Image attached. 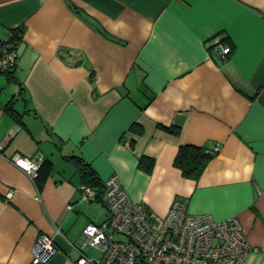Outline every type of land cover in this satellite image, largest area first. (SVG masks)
Wrapping results in <instances>:
<instances>
[{
	"label": "crops",
	"instance_id": "obj_1",
	"mask_svg": "<svg viewBox=\"0 0 264 264\" xmlns=\"http://www.w3.org/2000/svg\"><path fill=\"white\" fill-rule=\"evenodd\" d=\"M18 27L16 78L0 74V264L98 255L83 229L109 213L103 192L82 200L70 155L158 215L180 199L237 216L244 264H264V0H0V40ZM186 144L220 147L197 179L174 165ZM13 155L51 169L38 183ZM40 235L57 248L45 263Z\"/></svg>",
	"mask_w": 264,
	"mask_h": 264
},
{
	"label": "built area",
	"instance_id": "obj_2",
	"mask_svg": "<svg viewBox=\"0 0 264 264\" xmlns=\"http://www.w3.org/2000/svg\"><path fill=\"white\" fill-rule=\"evenodd\" d=\"M19 43L0 42V72L17 66ZM229 52V46L220 44V54ZM219 149L207 151L216 154ZM10 159L31 178L37 176L43 161L42 155ZM81 193L82 200H97V190L90 185H81ZM103 199L108 218L89 222L83 229L84 244L96 248L98 255L90 257L78 250L77 264H244L253 250L237 216L216 220L210 214L189 213L180 199L173 201L165 215H158L132 201L117 174L103 182ZM56 252L47 235H40L32 249L39 263L49 261Z\"/></svg>",
	"mask_w": 264,
	"mask_h": 264
},
{
	"label": "trees",
	"instance_id": "obj_3",
	"mask_svg": "<svg viewBox=\"0 0 264 264\" xmlns=\"http://www.w3.org/2000/svg\"><path fill=\"white\" fill-rule=\"evenodd\" d=\"M21 40L22 29L18 27L12 29L10 36L6 40H0V42L14 44V42H21ZM16 69L17 66L8 71L0 72V74H6L8 79L15 80ZM5 109L13 114V110L10 106H6ZM212 155L213 154L209 153L206 148L200 146L191 144L181 145L174 159V165L181 170L183 176L197 179L204 171L208 161L212 158ZM66 157L79 163V170L83 179V183L96 188L98 194L97 196L100 197L103 192V182L97 175L96 170L77 155H70ZM50 169L51 162L43 161L41 163L37 170V176L35 177L38 183L42 181L45 174H47Z\"/></svg>",
	"mask_w": 264,
	"mask_h": 264
},
{
	"label": "rangeland",
	"instance_id": "obj_4",
	"mask_svg": "<svg viewBox=\"0 0 264 264\" xmlns=\"http://www.w3.org/2000/svg\"><path fill=\"white\" fill-rule=\"evenodd\" d=\"M92 254H97L96 251H93Z\"/></svg>",
	"mask_w": 264,
	"mask_h": 264
}]
</instances>
